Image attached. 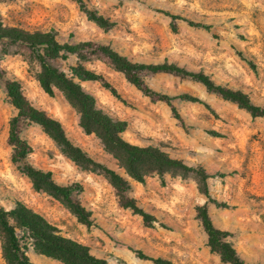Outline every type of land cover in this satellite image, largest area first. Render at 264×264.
Instances as JSON below:
<instances>
[{"label":"rangeland","instance_id":"rangeland-1","mask_svg":"<svg viewBox=\"0 0 264 264\" xmlns=\"http://www.w3.org/2000/svg\"><path fill=\"white\" fill-rule=\"evenodd\" d=\"M83 2L84 7L77 0H0V20L27 30L54 29L61 43L106 45L134 62L172 63L239 90L264 108V0ZM86 10L102 16L106 26L91 20ZM50 63L67 75L77 65L100 73L120 98L99 81L75 80L98 108L126 122L122 137L139 146H160L191 170L149 172L142 182L131 177L96 133L80 125L77 106L44 73L30 48L0 39V71L20 81L26 99L57 120L73 145L122 176L130 186L124 197L146 217L123 205L120 192L100 167L75 162L40 124L24 120L18 131L30 146L26 162L49 171L60 185L79 184L82 189L74 191L71 200L88 212L89 221H82L70 202L34 188L20 164L11 160L8 130L16 109L2 79L0 210L25 205L56 234L86 246L104 264H230L208 245L198 216L204 208L212 225L227 232L224 238L244 264H264V116L252 115L193 77L145 72L151 90L168 96L189 93L204 102L175 98L172 109L130 83L105 55L88 49ZM10 222L21 238L22 251V231L14 219ZM24 250L29 264H66L28 240ZM0 264H18L1 227Z\"/></svg>","mask_w":264,"mask_h":264},{"label":"trees","instance_id":"trees-1","mask_svg":"<svg viewBox=\"0 0 264 264\" xmlns=\"http://www.w3.org/2000/svg\"><path fill=\"white\" fill-rule=\"evenodd\" d=\"M82 7L85 6L83 0H77ZM88 17L98 23L100 26H106L102 16L95 12L86 10ZM190 25L203 26L207 25L196 23L188 20ZM57 31L49 30H27L14 26H5L0 20V39L10 42L23 43L35 54L39 60L44 73L53 78L55 83L62 88L66 96L77 106L80 113V125L86 131H93L101 140L104 148L112 152L127 173L134 179L142 182L144 175L149 172H156L162 175L164 172H180L191 170L181 160L172 158L169 153L160 146H139L132 144L122 137V132L126 129V122L113 118L111 115L98 108L95 99L89 93L85 92L80 84L75 80H94L99 81L103 87L108 89L114 96L120 98L115 87L108 82L100 73L84 68L83 66H71V74L55 68L50 60L57 57H65L67 54L76 53L82 49H88L91 52H100L105 55L113 64V66L121 71L126 79L148 95H156L160 99L165 100L171 107L172 100L179 98L192 102L204 103L199 97L189 93H180L175 96L155 92L149 88L144 80L145 72H169L183 76L193 77L201 82L209 91L218 93L222 98L236 102L239 106L248 110L252 115L264 116V108L254 105L246 94L239 90H231L213 83L206 75L186 71L175 64L162 63H142L134 62L120 55L118 52L106 45H90L86 42L70 44L59 42L57 39ZM87 45V46H86ZM0 79L3 80L6 94L16 109L15 115L9 122L8 143L11 146V160L20 164L21 172L24 173L32 182L36 189H41L50 194L61 197L71 203V207L76 215L84 222H88V212L71 200L74 191H80L82 188L79 184L60 185L53 181L51 173L37 169L26 162V156L30 151L27 142L20 138L18 124L20 121L28 120L40 124L45 131L56 140L62 147L63 151L75 162L84 164H94L100 167L108 176L112 184L121 194L123 205L130 207L137 212H141L144 217L146 214L133 202L124 197V193L129 189L128 182L112 169L102 166L98 162L93 161L79 147L73 145L65 136L60 123L54 118L48 116L43 111L33 106L21 91V83L14 77H8L0 71ZM46 91H50L48 84H44ZM200 173L204 170L201 168ZM198 216L202 221V225L207 233L208 245L212 251L218 252L221 261L230 264H244L237 251L224 237L227 234L215 228L207 212L204 208L198 210ZM10 219H14L18 227L22 231V240L24 244H19L16 226ZM0 227L6 235L9 246L16 253L18 264H29L25 255L24 247L26 241H31L33 247L42 253L60 258L66 264H104V260L94 257L88 252V248L69 238L56 234L51 226L37 213L30 210L23 204L18 203L17 206L9 211L0 210Z\"/></svg>","mask_w":264,"mask_h":264}]
</instances>
